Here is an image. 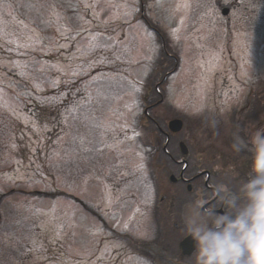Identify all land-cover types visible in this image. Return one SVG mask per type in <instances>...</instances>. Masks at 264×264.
Wrapping results in <instances>:
<instances>
[{"label":"rangeland","instance_id":"374dc122","mask_svg":"<svg viewBox=\"0 0 264 264\" xmlns=\"http://www.w3.org/2000/svg\"><path fill=\"white\" fill-rule=\"evenodd\" d=\"M28 4L35 7L28 8ZM85 4H95V7L85 8ZM125 4L135 9L138 7L137 0H6L3 23L0 24L4 29L0 34V264H20L18 257L22 254L21 248L35 226L36 230H42L45 226L49 233L34 236L33 240L38 239V245L36 249H31L30 264H37V261H42L43 264H63L54 255H46L48 241L57 243L58 246L68 245L72 254L68 264H119L116 254L105 255L103 252L102 247L107 239L114 235L111 233L113 231H105L99 220L104 219V211L91 196L90 190L97 186V182L94 183L95 187H91L90 183L93 182L89 173L92 168H89L88 162L90 153L98 151L99 146H104L100 143L104 140L100 127V122L104 119V129L113 131L106 139L111 136L121 138L110 144L116 145L122 154L116 165H120L122 171L131 166L130 150H139L142 140L147 143L149 133L147 129L144 131L141 118L137 126H129L131 121L127 115L133 117L135 111H130L125 105L135 104L136 114H141L137 99L148 94L146 89H141L140 76L137 77L139 79L136 84L140 88L139 92L130 90L133 86H130L132 80L128 76L119 77L123 81L122 91L119 92L121 88L117 78L107 77L104 70L100 71L95 84L88 82L85 88L83 83L86 81V72L75 69L77 60L84 55L81 49L83 43L88 40L90 41L86 45L96 43L94 38L107 41L109 43L102 42L101 49L112 52L111 47L116 48L114 41L133 37L136 31L130 25L133 13L127 17L123 15L129 10L123 7ZM178 4H188L189 7L177 9ZM152 5L153 17L175 24L173 29L179 28L178 32L192 20L186 29L185 40L191 39L196 33L195 0H159V6L157 0H152ZM254 8L255 16L251 19L260 18L261 31L264 33V2ZM9 12L16 17V21L8 15ZM53 12L57 15L53 16ZM181 19L183 24L180 23ZM140 29L146 33L143 26ZM251 31H258V24H253ZM29 35L35 38L31 46L20 47L21 44L30 43L27 39ZM169 40L172 51L182 48L181 42L170 34ZM124 43L129 51L123 52L130 53L123 55L126 60H130V57L133 59L138 54L143 56L136 69L145 74L148 59L151 60L159 52L156 41L148 37ZM186 45L185 42V47ZM131 49L136 50L130 51ZM96 50V57L102 56L103 53ZM92 51L94 46L89 52ZM105 57L111 62L120 59L119 54ZM124 62L127 67L133 63ZM197 68L199 65L195 64L190 74L195 73ZM73 71L78 74L73 76ZM124 71L129 72L130 69H121L119 72L124 75ZM107 75L119 76L111 71ZM176 81L175 79L174 82ZM180 87L172 90L175 103L168 100L153 110L158 122L161 118H170L176 113H180L184 120L192 116V104L196 103L203 89L191 85ZM127 88L128 90H124ZM171 95L167 94L168 97ZM80 97L87 99L84 106L78 103ZM117 105H120V110ZM27 106L33 109V116L55 111L59 117L61 114H72L73 119L67 128V123L61 122L59 118L53 129L48 130L49 135H46L44 132L49 127L46 121L53 117H42L45 122L39 124L36 117L28 115V109L24 110ZM149 129L153 130L151 127ZM130 130L134 131L135 137L127 139L126 133H129V137L133 135ZM155 157L158 158L157 154ZM105 161L108 162V158ZM114 165L111 167H115ZM73 168L80 174L77 179H70ZM36 190L39 192H35ZM53 190L72 193L75 198L53 199L44 194ZM56 205L64 206L68 221L61 208ZM105 217L110 219L111 215L106 214ZM38 225L42 228L37 227ZM54 249L51 247L50 250Z\"/></svg>","mask_w":264,"mask_h":264},{"label":"flooded vegetation","instance_id":"af4514ba","mask_svg":"<svg viewBox=\"0 0 264 264\" xmlns=\"http://www.w3.org/2000/svg\"><path fill=\"white\" fill-rule=\"evenodd\" d=\"M263 2L195 0L196 33L185 40V24L176 38H183V49L168 54L162 50L158 68L169 72L164 81L166 92L174 83L178 88L191 85L203 89L197 100L198 112L183 121L179 132L170 133L166 152L161 151L156 158L149 140L144 156L134 153V164L126 171L118 166L106 172L105 167L116 164L112 160L121 155L115 151L108 155L100 148L91 152L88 166L105 187L101 186V194L96 195L104 201L111 193L112 203L106 213L112 217V229L122 233L114 249H103L105 255L115 252L123 264H188L194 242L184 237L183 214L195 193L203 190L208 199L205 207H215L210 195L213 184L225 183L235 191L247 178L251 146L235 153L231 145L234 134L247 144L253 132L264 130V33L260 18L251 19L249 13ZM137 14L140 22L138 18L133 22L146 29L147 37L161 45L167 42L170 27L153 17L152 0H139ZM253 24H258V31H251ZM89 62L88 57L85 64ZM195 64L199 68L190 74ZM142 173L148 177L139 179ZM29 256L27 251L23 259Z\"/></svg>","mask_w":264,"mask_h":264},{"label":"clouds","instance_id":"9594fccd","mask_svg":"<svg viewBox=\"0 0 264 264\" xmlns=\"http://www.w3.org/2000/svg\"><path fill=\"white\" fill-rule=\"evenodd\" d=\"M245 148L251 159L237 189L213 184L215 207H205L206 194L198 190L183 214L184 237L194 242L188 264H264V130L253 132L247 144L234 134L232 151Z\"/></svg>","mask_w":264,"mask_h":264},{"label":"snow or ice","instance_id":"6c2138e0","mask_svg":"<svg viewBox=\"0 0 264 264\" xmlns=\"http://www.w3.org/2000/svg\"><path fill=\"white\" fill-rule=\"evenodd\" d=\"M225 2L227 3L228 2V0H225ZM5 4H6V0H0V24H2L3 23V9H4V7H5ZM8 7H11V4H8L7 5ZM157 6H159V0H157ZM27 7L28 8H34L35 6L33 5V4H28L27 5ZM88 7H95V4H91V5H89V4H85V8H88ZM123 7L124 8H126V9H129L128 11H125L124 13H123V15L125 16V17H127V16H129V15H131L132 13H134L135 12V7H130L129 5H127V4H125V5H123ZM180 7H184V8H187V7H189V5L188 4H178L177 5V9H179ZM8 15L9 16H11V18L14 20V21H16V17L15 16H13L12 15V13L11 12H9L8 13ZM52 15L53 16H56L57 14L55 13V12H53L52 13ZM183 19H181V21H180V23L181 24H183ZM17 23H22L21 21H17ZM26 27V26H25ZM3 31H4V29L2 28V27H0V34H2L3 33ZM178 31H179V28H176V29H173L172 30V35H173V37L174 38H178L177 37V33H178ZM149 36H150V34H148ZM27 39H28V41L30 42L29 44H21V45H19L20 47H29V46H31V42L35 39L32 35H29L28 37H27ZM12 41H10V43H11ZM117 59H119V57H117ZM101 63H102V61H101ZM203 66V65H202ZM78 73L76 72V71H73L72 72V75L73 76H76ZM133 90L135 91V92H139L140 91V88L136 85V84H133ZM89 99H91V97H89ZM125 107L127 108V107H130L129 105H125ZM107 146V145H106ZM140 168H143V165H140L139 166ZM11 179V178H10ZM136 211H139V209H137ZM131 219V218H130ZM124 230H127V228H128V222H125V224H124Z\"/></svg>","mask_w":264,"mask_h":264},{"label":"water","instance_id":"95a60500","mask_svg":"<svg viewBox=\"0 0 264 264\" xmlns=\"http://www.w3.org/2000/svg\"><path fill=\"white\" fill-rule=\"evenodd\" d=\"M179 124H180V122L177 121V120H174V121H171V122H170V126H172V129H173V130L178 129V128H179Z\"/></svg>","mask_w":264,"mask_h":264}]
</instances>
